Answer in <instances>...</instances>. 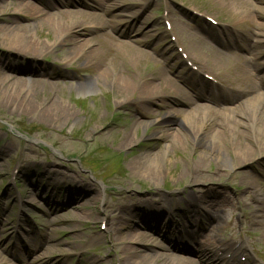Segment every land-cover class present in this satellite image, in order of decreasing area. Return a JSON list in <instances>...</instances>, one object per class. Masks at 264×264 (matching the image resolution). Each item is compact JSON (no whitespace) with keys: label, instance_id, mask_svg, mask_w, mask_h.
<instances>
[{"label":"bare ground","instance_id":"1","mask_svg":"<svg viewBox=\"0 0 264 264\" xmlns=\"http://www.w3.org/2000/svg\"><path fill=\"white\" fill-rule=\"evenodd\" d=\"M109 1L0 0V32L7 34L5 41L8 48L23 57L44 58L51 47L67 46L72 57L55 61V67L87 75L82 79L77 75L70 78L69 88L84 94L96 90L100 85L115 86L119 94L130 97L128 101L118 103L133 107L135 120L132 130L138 125L147 127L150 124L147 115L154 112L148 107L149 103L159 105L158 108L163 109L165 115L183 114L180 126L187 132L176 129L174 142L182 148L188 144L191 147L201 144L204 149L201 150V157L184 165L178 172V178L187 179L192 185L211 184L221 177L223 167L235 170L240 166H249L261 179L252 181L246 172L235 170L229 180L238 178L244 183L248 193L246 204L256 205L251 210L243 211V205L236 201L234 205L231 203V207L233 211L238 209L241 212L239 216L243 222L260 227L261 236L264 237V74L258 73L264 69V65H259L264 55V23L256 21V16L264 11V7L256 5L253 0H218L235 11L226 10V21L217 28L208 24L199 26L202 36L194 32L193 24L178 27L177 22L173 21L171 33L177 37L175 42L181 44H178L181 52L187 54L186 60L198 66L194 70L186 60L180 59V54L175 53L174 43L167 44L160 49L161 53H157L154 44L167 42L168 33H156L153 26L155 19L145 13L151 4H156L155 1L112 0L110 5ZM170 1L164 3L167 15L174 14L176 10ZM10 4L13 9L9 10ZM120 9L130 10L124 14ZM7 12L10 16L4 19L2 16ZM261 13L264 17V12ZM20 18L37 23L22 25ZM36 25L48 29L46 35L51 36L50 45L29 34L30 29L36 30ZM154 37L156 43L151 45L150 39ZM186 39L191 40L188 45L185 44ZM207 39L220 48L209 46L204 53ZM147 47H151L152 55L146 50ZM222 49L229 50L238 61L227 70L235 71L236 86L225 80L219 71V68L230 63L228 53ZM233 50L243 54L234 53ZM201 52L203 57H200ZM149 59L159 63V67L147 73L139 71L141 64ZM74 60H81L82 66L75 68L72 64ZM7 65L8 70L26 72L33 78L23 79L4 72L0 67V85L5 88L0 103L14 104L16 108L36 113L45 121H66L76 115L68 106L62 105L56 95H51V90L59 85L51 80L55 75L48 71V67L28 69L21 66L18 69L10 63ZM173 73L174 77L171 76ZM203 74H208L216 82L209 81ZM116 128L114 124L110 130L117 133ZM130 138L129 132L124 134L122 144L130 145ZM6 151L7 147L0 148V155ZM206 160H214L216 167L211 171L205 170ZM170 163L167 152L162 149L140 159L136 165L132 162L131 168L137 170L140 166H148L143 174L157 186ZM51 174L52 171H48V175ZM62 175L76 185L68 194L69 200L71 195L73 199H78L80 192L84 195L89 192L86 186H80L83 181L80 177L66 173ZM45 185L49 186L50 182ZM55 186L51 191L48 188L35 189L32 199L53 198L58 194ZM210 187L205 191L196 187L200 189V194L189 201L191 210L187 216H182L180 223L170 219L164 221L165 202L170 201L171 195L153 193L150 197H144L129 190L117 194L116 202L105 204L98 213L84 215L81 206L73 205L76 211L74 215L79 219L93 216L98 219L99 216L105 224V231L98 233L93 230L90 240L107 238L104 248L109 250L108 255L119 253L114 264H260L254 254H250L242 236L234 232L233 221L226 220L220 224L222 209L229 205L230 199L220 190ZM90 198L92 201L98 199L96 194ZM133 211L135 215L141 214L138 224H131L132 220L125 216ZM208 214L213 222L209 233L210 236L215 234V237L211 239L208 234V238L198 240L201 228H209L206 223ZM56 221L58 223L60 220ZM56 221L51 220L53 224ZM5 227L0 225V233L6 230ZM76 232L73 230L66 236L74 237ZM246 233L250 234L249 231ZM155 235L164 238L166 245L158 243ZM170 235H174L173 238H169ZM75 242L66 239L64 244L71 247ZM28 243L32 244V238ZM87 244L80 243L81 246ZM55 251L68 253L61 245H51L46 252L33 257L29 264H35L41 258H50ZM18 254L16 259L23 260L24 256ZM243 256L244 261L239 259ZM0 264L8 262L0 257Z\"/></svg>","mask_w":264,"mask_h":264},{"label":"rangeland","instance_id":"2","mask_svg":"<svg viewBox=\"0 0 264 264\" xmlns=\"http://www.w3.org/2000/svg\"><path fill=\"white\" fill-rule=\"evenodd\" d=\"M111 1H109V5ZM153 1L156 4H151L145 13L155 19L153 26L156 33L168 31L165 26L166 18L170 24L176 21L178 27H186L187 23H191L194 25V32L202 36L199 26L208 24L217 28L219 23L226 21V10L235 11L234 8L230 9V7L220 4L218 0H171L170 4L176 10L174 14L167 15V12L163 10L162 3L169 0ZM253 2L264 7V1L253 0ZM8 8L9 10L13 9L11 4ZM128 10L120 9L124 14H128ZM261 12L256 16V21L264 23ZM9 16L7 12L2 17L7 19ZM209 20L218 24H211ZM20 22L22 25L37 23L28 22L22 18H20ZM47 32V28L38 25H36V30H29V34L35 39L50 45L51 36H47ZM166 33H168L167 42L164 44L162 42L154 44L156 43L155 37L150 39L151 45L154 44L158 50L157 53H161L160 49L167 44L173 45L174 43L175 53L180 54V59H186L187 54L184 53L183 58L181 56V47L178 45L180 43L175 42L177 37L171 31ZM6 38L7 34L0 32V67L3 71L23 79H32L33 75L29 73L8 70L7 64L17 66L18 69L21 66L28 69L38 68V66L48 67V71L55 75L51 80L59 85L58 88L51 90V95H56L62 105L68 106L76 115L66 121H62V119L45 121L37 117L36 113L31 114L28 110L16 108L14 104L9 106L0 103V148L7 147L5 154L0 155V225L6 226V230L0 233V257L2 259H5L8 264H29L33 257L46 252L49 246L61 245L67 249L68 253L59 254L55 251L50 254V258L38 259L35 264H51L52 261H54L52 264H114L117 260L116 254L119 255V253L108 255L109 250L104 248V242L108 239L90 240L93 230L98 233L105 231V224L101 223L99 216L96 219L92 214L93 217L79 219L74 215L76 211L73 207L75 205L81 206L85 212L84 215H88L90 212L98 213L107 203L116 202L117 194L125 190L144 197H150L153 193L156 195L170 194L172 195L170 198H177V201L172 203L164 221L170 219L180 223L183 221L182 216H187L191 210L189 207L190 197H197L200 194L198 192L200 189L196 187L205 191V188L211 186L220 190L223 195H228L230 199L229 205L222 209L220 224L226 220H232L234 232L237 231L242 236L250 254L258 257L256 260L258 262L264 260V237L261 236L260 227L249 226L243 222L239 216L241 212L238 209L233 211L231 207V203L234 205L236 201L243 205V211L251 210L256 205V203L246 204L245 199L248 193L244 183H241L238 178L229 180L232 171L235 170L246 172L252 181L261 179L253 169L249 166H240L235 170L223 167L224 171L221 177L211 184L207 182L192 185L187 179L178 178V172L184 168V165L201 157V150L204 149L201 144L195 147L188 144L182 148L174 142L173 133L176 129L181 128L187 132L180 126L183 114L165 115L163 109L158 108L159 105L149 103L148 107L154 112L147 115V121L150 124L147 127L138 125L135 130H132L131 127L135 120L134 109L128 104H119L123 100L128 101L130 97L119 94L115 86L100 85L96 90L84 94L69 88L70 78L77 75L79 79H82L87 75L55 67V61L69 60L72 57L73 54H69L67 46L62 44V46L51 47L48 55L44 58L33 59L23 57L9 49L5 41ZM191 40L186 39L185 44L188 45ZM209 46L220 48L213 41L207 39L204 44V53ZM146 50L152 55L151 47H147ZM222 50L228 53L227 57L230 59V63L219 68V71L223 73L225 80L236 86L238 81L236 82L233 76L235 71L227 70L229 67L232 68V64L236 63L237 59L228 52L229 50ZM233 52L242 54L236 50ZM200 57H203L202 52ZM157 59L160 58L157 57ZM187 62L188 66L197 69L198 66L191 60ZM263 62L264 55L260 58L259 65H262ZM72 64L75 68H80L83 62L74 60ZM156 66L159 67V63L149 59L148 62L141 64L139 71L147 73ZM260 73H264V71L261 70ZM171 76L174 77V73ZM4 91L5 88L0 85V100L4 96ZM43 98L44 94H42ZM177 106L180 107V105ZM114 124L117 125V133L110 130ZM128 132L132 143L125 146L122 144V139L123 135ZM155 134H158L159 137L154 136ZM162 149L167 152V158L171 163L156 186L143 174L148 166H140L137 170H133L131 166L132 162L136 165L140 159ZM216 165L214 160H206L204 169L211 171ZM50 170L52 174L48 175ZM65 173L73 177H80L83 180L80 186H86L89 192L85 195L80 192L78 199H73L71 197L73 195H71L69 200L68 194L76 185L63 177L62 174ZM47 182H50L49 186L45 185ZM54 184H56L54 189L58 194L56 193L53 198L36 197L32 199V192L35 189L48 188L51 191ZM84 190L87 192L86 189ZM94 194L98 199L92 201L90 197ZM136 215L134 211L131 215H126L132 220L131 224H138L141 214ZM57 219L60 220L58 223ZM51 220H55V224ZM206 220L209 228L203 230L201 228V232L197 235L198 240L208 238V234L211 239L215 237V234L210 236L209 233L213 226L211 215L208 214ZM73 230H77L74 236L76 238L66 236V233ZM248 230L250 234L246 233ZM173 236L170 235L169 238H173ZM154 237L158 243L166 245L164 238L159 235ZM30 238H32V244L28 243ZM66 239L76 241L75 245L65 246ZM81 242H88V244L81 246ZM159 251L161 250L159 249ZM18 253L21 254L20 257L24 256L23 260L16 259ZM239 259L244 261L245 257Z\"/></svg>","mask_w":264,"mask_h":264}]
</instances>
